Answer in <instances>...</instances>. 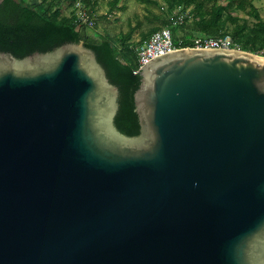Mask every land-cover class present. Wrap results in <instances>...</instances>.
Masks as SVG:
<instances>
[{
    "label": "water",
    "instance_id": "obj_1",
    "mask_svg": "<svg viewBox=\"0 0 264 264\" xmlns=\"http://www.w3.org/2000/svg\"><path fill=\"white\" fill-rule=\"evenodd\" d=\"M140 134L82 42L0 52V264H264V56L139 70Z\"/></svg>",
    "mask_w": 264,
    "mask_h": 264
},
{
    "label": "trees",
    "instance_id": "obj_2",
    "mask_svg": "<svg viewBox=\"0 0 264 264\" xmlns=\"http://www.w3.org/2000/svg\"><path fill=\"white\" fill-rule=\"evenodd\" d=\"M63 0H0V52L11 53L18 59L34 52H51L66 43L82 42L93 50L98 62L105 69L109 81L120 91L119 110L115 117L116 128L124 135L140 134L139 119L135 112L134 94L141 77L138 56L134 50L157 32L169 30L177 48L192 47L197 38H218L230 35L243 51L264 56V21L253 2L257 0H170L167 8L158 0H137L161 14L151 12V27L142 38L129 43L140 24L126 34L113 37L98 33L97 26L84 23L75 11L85 9L90 18L99 0H65L74 11L70 16L63 13ZM81 2L77 7L76 2ZM122 0H111L109 12L120 10ZM192 8L189 14L185 12ZM149 10V9H148ZM150 11V10H149ZM243 12L257 20L253 27L240 24L234 14ZM234 26L231 30V25Z\"/></svg>",
    "mask_w": 264,
    "mask_h": 264
},
{
    "label": "rangeland",
    "instance_id": "obj_3",
    "mask_svg": "<svg viewBox=\"0 0 264 264\" xmlns=\"http://www.w3.org/2000/svg\"><path fill=\"white\" fill-rule=\"evenodd\" d=\"M33 3H38L39 0H30ZM111 0H99V5L93 12V15L90 18L89 14L86 12L85 9H79L75 11L76 14L83 18L84 23H88L92 21L93 25L97 26L98 33L106 35L109 34L113 37H118L123 34H126L129 30L140 24V28L137 29L129 43L138 42L142 38V33L148 31L150 29L151 20V12L160 13L158 8H152L147 4L139 3L137 0H122L119 4L120 10L115 11L114 13L109 12V5L108 3ZM162 7L167 8L166 3L170 0H158ZM221 2H225V0H219ZM67 1L63 0L61 4L62 11L65 15L70 16L71 13L74 11V8L70 6ZM77 7H81V2L78 1L75 4ZM253 5L260 15L261 20L264 21V0H257L253 2ZM150 11H149V10ZM192 8H189L185 14H189ZM235 16L239 17L240 24H247L248 27H253L256 23V19L254 16H250L247 13L239 12L234 14ZM90 24V26H93ZM231 25V30H233V25Z\"/></svg>",
    "mask_w": 264,
    "mask_h": 264
},
{
    "label": "built area",
    "instance_id": "obj_4",
    "mask_svg": "<svg viewBox=\"0 0 264 264\" xmlns=\"http://www.w3.org/2000/svg\"><path fill=\"white\" fill-rule=\"evenodd\" d=\"M92 21H89V26ZM195 49H224L241 50L233 41L230 35L220 36L218 38H197L194 40ZM179 48L175 47L172 41V35L169 30H163L155 33L150 40L143 42L140 46L134 48L139 61V70L151 59L170 53Z\"/></svg>",
    "mask_w": 264,
    "mask_h": 264
}]
</instances>
